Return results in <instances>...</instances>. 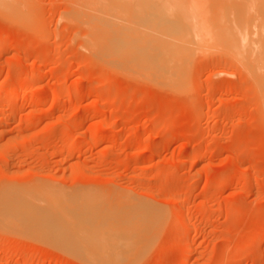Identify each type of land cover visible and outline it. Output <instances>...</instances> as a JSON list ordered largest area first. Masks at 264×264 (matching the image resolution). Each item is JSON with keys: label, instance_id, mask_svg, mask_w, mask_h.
Segmentation results:
<instances>
[{"label": "rangeland", "instance_id": "1", "mask_svg": "<svg viewBox=\"0 0 264 264\" xmlns=\"http://www.w3.org/2000/svg\"><path fill=\"white\" fill-rule=\"evenodd\" d=\"M119 1H2L0 200L29 202L0 264H110L132 234L123 264H264V0ZM106 24L187 58L170 80L126 67ZM50 224L98 225L106 253Z\"/></svg>", "mask_w": 264, "mask_h": 264}, {"label": "bare ground", "instance_id": "2", "mask_svg": "<svg viewBox=\"0 0 264 264\" xmlns=\"http://www.w3.org/2000/svg\"><path fill=\"white\" fill-rule=\"evenodd\" d=\"M3 0H0V8L2 9V8H5L6 9V7H7V3H4V2H2ZM119 1V0H118ZM139 1V0H138ZM145 1V4L147 3L146 2V0H144ZM120 2V1H119ZM138 3V2H137ZM141 3V2H140ZM148 3H150V2H148ZM125 4V3H124ZM148 5V4H147ZM150 5V4H149ZM138 6H140V5H138ZM141 6H143V4L141 5ZM169 6H172V5H169ZM120 7V6H119ZM144 7V6H143ZM126 8V7H125ZM153 8V7H152ZM160 8V7H159ZM166 8V7H165ZM10 10H11V8H9ZM150 9V10H149ZM3 10V9H2ZM136 10V9H135ZM141 10V12L139 13V15L140 16H142V18L143 17H149V16H153L154 15V13H156L155 12V10H156V8L154 9V11H152L153 9H151V7L149 8V6H147V7H144V8H142V9H140ZM158 10H160V9H158ZM157 11V10H156ZM170 11V10H169ZM6 12H9V10L7 11L6 10ZM151 12V13H150ZM153 12V13H152ZM11 13V12H10ZM159 14V13H158ZM168 14H169V12H168ZM164 17V16H163ZM167 17V16H166ZM165 17V19H167V18H169V17H167L166 18ZM154 20H155V18H154ZM162 20H163V18H162ZM147 21V23H148V25H151V26H153L154 28H156V27H158V23H160V22H156V21H153V19H151V20H146ZM174 22V21H173ZM136 24V23H135ZM167 23H165V25H166ZM174 24V23H173ZM172 24V25H173ZM113 25V24H112ZM117 25V24H116ZM134 25V24H133ZM161 26L163 25L162 23L160 24ZM159 25V26H160ZM168 26L167 27H165V28H163V29H165L166 30V32H169V33H171V29H172V25L170 26V23H168L167 24ZM177 25V24H176ZM179 25H181V24H179ZM184 25V24H183ZM182 25V26H183ZM105 26V27H104ZM103 27H104V32L105 33H107V37H108V44H106L107 46H108V48H109V50L108 51H104V53H106L107 52V54H109V55H111V56H114L115 58H116V61H117V59H118V61H121V60H123L124 62H126V67H127V64H131V68H134V69H137V70H144V71H151V72H153V73H156V72H161V74H163L164 75V79H165V77H167L169 80H170V77L171 76H173L174 75V72H176L178 69H180L181 68V66H182V63H183V61L187 58V55L185 54V53H183V52H181V51H178V50H173V48H168V46H170L171 47V44L172 45H174V43L173 42H171V41H169L168 40V38L167 37H170V36H167V35H162V36H164V37H162L161 38V36L160 37H157L158 35H149V37H140V36H143V34L144 33H142V35H135V34H133L132 32H133V30H132V32L131 33H126V31H124V30H122V31H120L121 30V28H120V30H115L114 29V31L115 32H113V34L112 33H110V31H111V24H106V25H104ZM122 26V25H121ZM136 26V25H135ZM164 26V25H163ZM185 26V25H184ZM128 27V26H127ZM126 27V28H127ZM132 27V26H131ZM140 27H142V26H140ZM133 28V27H132ZM139 28V27H138ZM183 28H185V27H183ZM129 29V28H128ZM136 29V28H135ZM134 29V30H135ZM175 29V28H174ZM178 29V28H177ZM126 30V29H125ZM184 30H187V29H184ZM113 31V30H112ZM139 31H140V28H139ZM174 31V30H173ZM178 31H181L180 29L178 30ZM183 31V30H182ZM145 32V31H144ZM104 33V34H105ZM109 34V35H108ZM157 34V33H156ZM168 34V33H167ZM169 35V34H168ZM177 35V34H176ZM145 36V35H144ZM147 36V35H146ZM167 36V37H166ZM171 36H172V34H171ZM166 38V39H165ZM174 38V37H173ZM107 39V38H106ZM172 39V38H171ZM100 41H102V40H100ZM104 41V40H103ZM101 43V42H100ZM97 44H99V42H97ZM104 44V43H103ZM101 45V44H100ZM102 46V45H101ZM103 47V46H102ZM101 47V48H102ZM175 47V46H174ZM180 47V46H179ZM100 48V49H101ZM105 50V49H104ZM261 53H263V52H261ZM102 54V53H101ZM260 54V53H259ZM258 54V55H259ZM262 55V54H261ZM263 55H264V53H263ZM104 56H105V54H104ZM256 56V55H255ZM102 57H103V54H102ZM107 57V56H106ZM257 57V56H256ZM114 58V59H115ZM256 59V58H255ZM258 59V58H257ZM104 60H105V58H104ZM107 62H109V60H110V57H109V59L107 58ZM258 61L260 62V67L262 68V66H264V56L261 58V59H258ZM122 62V61H121ZM258 62V63H259ZM115 63H117V62H115ZM257 63V64H258ZM119 64V63H118ZM256 64V63H255ZM262 65V66H261ZM116 66V65H115ZM121 66V65H120ZM129 67H130V65H129ZM256 67V66H255ZM257 67H259V65L257 66ZM260 68V69H261ZM259 69V70H260ZM145 73H147V72H145ZM179 73V72H178ZM176 74H177V72H176ZM154 75V74H153ZM163 78V77H162ZM161 78V79H162ZM173 78V77H172ZM163 79V80H164ZM167 80V79H166ZM172 81V80H171ZM174 85V84H173ZM167 86V85H166ZM11 95L12 94V92H7L6 93V95ZM13 95V94H12ZM11 95V96H12ZM9 97V96H8ZM4 198L3 199H1L0 200V205L1 206H3V207H0V219L2 220L1 222H3L5 225H7V226H9V225H11V224H16L17 226H19V229H21V230H23V231H25V230H27L28 229V223H27V221H26V219H24V218H16V217H14L15 215H13V212H14V210H15V208H20L23 204H26V203H28L29 201L27 200V199H23V200H18L17 202H14L13 203V205H11L10 207L8 206V205H10V202H11V200H10V198L8 197V196H6V195H4L3 196ZM2 204H4V205H2ZM32 204V203H31ZM37 206V205H36ZM36 208V207H35ZM21 213V212H20ZM18 215V214H17ZM1 216H2V218H1ZM22 216V215H21ZM52 223H54V222H52ZM67 224V223H66ZM66 224H63V226H61V227H56V225L55 224H53V225H48L47 227H45L44 229H36V228H34L33 230L35 231V232H40V233H42L44 236L45 235H50V234H54L53 236H62V238H64V239H66V240H73L74 242H75V240L77 241V238L78 237H80L81 239H82V241L84 240V242H86L85 240H87V244L89 243V242H97L96 244H97V246H101V247H98V248H102L103 249V247H102V245L103 244H101L102 242V240H104V239H102L101 241H100V236L98 235L99 234V226L97 225H95V229H93L92 230V232H91V234L90 235H85L84 236V231H83V229H81L82 231H76L75 229H73V228H71V227H68V225H66ZM114 226V225H113ZM13 227V226H12ZM100 227H103V226H100ZM127 226H124L123 228H122V230L121 231H123L125 228H126ZM94 228V227H93ZM104 229V228H103ZM120 229V227L118 228V230ZM130 231L131 229L130 228H126L124 231H127V233L129 232L128 230ZM87 230V229H86ZM101 230V229H100ZM115 230H117V229H115ZM101 231H103V230H101ZM106 231H108V230H106ZM105 231V232H106ZM114 231V230H113ZM120 231V232H121ZM122 232L123 234H126L125 232ZM134 231V230H133ZM84 234H83V233ZM87 232V231H86ZM88 232H90V231H88ZM116 232V231H115ZM83 234V235H81V234ZM107 233V232H106ZM130 234H131V232H129ZM88 234V233H87ZM103 234H105V233H103ZM102 234V235H103ZM106 236H107V234H105ZM105 235H103V237L105 236ZM135 235V234H134ZM133 234H132V236L133 237H136V235L134 236ZM138 235V234H137ZM78 236V237H77ZM99 236V237H98ZM105 236V237H106ZM130 236V235H129ZM121 237V235L119 236V238ZM125 236L123 235V238H124ZM126 237H128V235H126ZM131 237V236H130ZM128 238V240L129 241H131V242H126L125 244H123V245H121V244H117L116 246L118 247H116V248H113V250L111 251V252H113L114 254H115V256H116V258L114 259L116 262H112L111 263V260L113 259V258H111L110 259V264H123L124 262L122 261V260H120V257H121V253L118 251V250H120L119 248V245L122 247V248H124L126 251L127 250H129V252H130V250H132V248L134 247V244H135V242H137L138 241V239H134L133 237H131V238ZM75 238V239H74ZM107 238H108V241H109V239L110 238H112V236L110 235V237H106L105 239L107 240ZM118 238V239H119ZM134 239L135 240V242H132L133 240H130V239ZM79 239V238H78ZM98 239H99V241L100 242H98ZM114 239H116V241H119V240H117V238L116 237H114ZM89 240V241H88ZM110 241H113V239L112 240H110ZM108 242L110 245H112V243H113V245L114 244H116V243H118V242ZM73 242V243H74ZM84 242H80V243H84ZM107 242V241H106ZM105 242V243H106ZM124 242V241H123ZM107 243V244H108ZM85 244V243H84ZM87 244H85V245H87ZM92 244V243H91ZM106 244V245H107ZM109 244L107 245V248H108V246H109ZM89 245H90V243H89ZM82 246H84V245H82ZM92 246V247H91ZM91 246H85V247H90L91 249H90V251L91 250H93L91 253H93L94 252V254H95V252H97L95 249H92V248H94V246L93 245H91ZM112 248V247H111ZM85 249V248H84ZM104 249H105V247H104ZM104 249H103V251H104ZM117 249V250H116ZM124 249H121L122 251L124 250ZM108 250H110V248H108ZM192 250H194V248L192 249ZM107 251V250H106ZM116 251V252H115ZM118 251V252H117ZM105 252V251H104ZM125 252V251H124ZM124 252H122V253H124ZM106 253V252H105ZM191 253H192V251H191ZM191 253L190 254H188L189 256L191 255ZM98 254V253H97ZM96 255V254H95ZM188 256V257H189ZM106 257V256H105ZM114 257V256H113ZM101 258V257H100ZM107 258V257H106ZM103 262V264H105V260L104 261H102ZM99 263H101V261L99 262ZM107 264H109L108 262H107Z\"/></svg>", "mask_w": 264, "mask_h": 264}]
</instances>
